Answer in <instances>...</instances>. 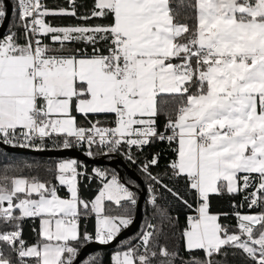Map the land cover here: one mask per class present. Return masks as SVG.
Segmentation results:
<instances>
[{
    "label": "snow or ice",
    "instance_id": "1",
    "mask_svg": "<svg viewBox=\"0 0 264 264\" xmlns=\"http://www.w3.org/2000/svg\"><path fill=\"white\" fill-rule=\"evenodd\" d=\"M14 11L16 30L0 35V144L44 151L52 141L90 158L126 148L136 163L132 149L166 142L172 178L192 193L195 207L153 175L159 153L142 162L161 227L148 223L112 264H227L229 254L264 264V0H15ZM8 13L0 0V27ZM64 19L76 22H54ZM92 173L75 159L55 165L68 198L38 176L0 175V264H77L84 246L108 245L132 225L136 192ZM93 177L101 187L89 202L79 188ZM157 185L194 213L179 237L186 256L159 242L171 218L158 209ZM225 195L243 198L234 227L221 222L229 213L211 211L212 197ZM109 203L122 211L109 214ZM90 213L94 236L81 230ZM26 219L39 220L31 245Z\"/></svg>",
    "mask_w": 264,
    "mask_h": 264
},
{
    "label": "trees",
    "instance_id": "2",
    "mask_svg": "<svg viewBox=\"0 0 264 264\" xmlns=\"http://www.w3.org/2000/svg\"><path fill=\"white\" fill-rule=\"evenodd\" d=\"M12 4V12L8 27L5 34L11 29L16 30L14 25L16 24V13L14 11L15 0H10ZM49 7H58L64 6L65 0H46ZM176 0H173L175 4ZM57 24H70L75 23L76 21L71 19L56 20L54 21ZM165 123V116L161 115L159 118V125L161 131L164 130L163 125ZM174 147V146H173ZM159 153L160 160L159 164L152 168L153 175L159 177V179L167 184L168 187L172 188L174 191H178L181 195H184L190 203L193 202V196L190 190H186L185 181L183 178L176 179L172 178L171 169L168 167L170 162L175 158V153L172 151V148L166 143L156 142L148 147H146L143 153L137 152L135 149H132V154L136 159V163H132L130 160H125L128 166L133 169L137 175L142 179L145 186L149 187V181L146 179L144 173L141 171L142 162H145L146 159H150L152 155ZM101 155H97L99 157ZM60 159L53 158H44V157H32L28 155H16L8 153L0 148V175L8 174L10 176H23V177H32L38 176L41 180L50 181L53 184H57L55 181V165L60 162ZM79 162V161H78ZM80 163V162H79ZM31 165V167H29ZM85 169L87 170L89 176H93L92 170L94 168H100L107 171L110 175L115 174L121 180L122 183H125L131 190L135 191L137 194V201L139 198L138 188L140 187L139 183L134 180L132 177L123 173V177H119V173L111 167H94L84 164ZM58 187V194L62 198H68V192L63 186ZM101 187L100 181L98 178H92L90 180H82L79 188V195L82 199L86 201H91L98 194L99 188ZM157 206L158 209H163L168 216L171 218V223L167 221L164 222L163 232L158 237L161 245H166L170 251L179 250L181 256H186L187 254L183 251L181 242H180V232L187 225V217L194 214L191 209L187 208L181 201L173 197L165 188L157 185ZM150 200V195L148 193L147 199L143 207V219L140 229L131 237L121 241L113 249H101L97 250L86 258H96V264H112L111 257L118 251L122 250L124 246H127L129 243L137 244L139 242L138 237L145 229L148 223H153L159 229L161 227V216L157 209H154L148 201ZM243 203V198L241 195L237 196H213L211 200V211L213 213H223L227 212L229 215L227 217L222 216L221 222L227 225L235 226V218L233 208L234 203ZM107 211L109 214H116L122 210L117 208L115 205L107 204ZM137 207H135L132 212L135 216ZM242 212H258L259 209L253 208L249 210L247 207L239 209ZM23 228V238L27 244H34L39 240L38 230H39V220L33 221L32 219H26L22 225ZM96 228L95 216L94 214H89L87 218H82L81 220V230L86 231L87 233L94 234ZM33 229H36L34 231ZM199 255V254H198ZM227 264H243V257L241 256H232L229 254L227 257Z\"/></svg>",
    "mask_w": 264,
    "mask_h": 264
},
{
    "label": "water",
    "instance_id": "3",
    "mask_svg": "<svg viewBox=\"0 0 264 264\" xmlns=\"http://www.w3.org/2000/svg\"><path fill=\"white\" fill-rule=\"evenodd\" d=\"M9 13L7 19L3 23V27H0V35L5 34L6 29L8 27V23L10 20L11 12H12V4L10 0H5ZM0 148L4 151L16 155H28L32 157H44V158H53V159H75L79 162H82L89 166L94 167H111L119 173V177H123V173L125 172L127 175L136 180L140 187L138 188V203L137 209L134 216V222L128 228L124 229L120 235L117 237L115 241L108 245H100L99 243L92 242L84 246L81 250L80 258L78 259L77 264H79V260H83L89 254L101 250V249H113L115 248L121 241L133 236L141 227L142 219H143V207L144 203L147 199L148 190L142 179L137 175V173L131 169L125 160L119 157L116 154H111L108 156L101 155L99 157L90 158L85 153L76 150V149H59V150H44V151H36L28 148H20V147H12L9 145L0 144Z\"/></svg>",
    "mask_w": 264,
    "mask_h": 264
},
{
    "label": "built area",
    "instance_id": "4",
    "mask_svg": "<svg viewBox=\"0 0 264 264\" xmlns=\"http://www.w3.org/2000/svg\"><path fill=\"white\" fill-rule=\"evenodd\" d=\"M28 149H32V148H28ZM60 148H56L55 146H54V144H53V142L52 141H47L46 142V145H45V150H59ZM70 149H76V150H79V151H81V152H83V153H86V147H72V148H70ZM35 150V149H34ZM113 154H116V155H118L119 157H121V158H123L124 160H128V158H127V155H128V153H127V149L126 148H124V149H122L120 152H118V153H113ZM80 164H82V165H84V163H82V162H80ZM90 234V233H89ZM95 234V233H94ZM94 234H92L93 236H94ZM139 243V242H138ZM142 250V249H141Z\"/></svg>",
    "mask_w": 264,
    "mask_h": 264
},
{
    "label": "rangeland",
    "instance_id": "5",
    "mask_svg": "<svg viewBox=\"0 0 264 264\" xmlns=\"http://www.w3.org/2000/svg\"><path fill=\"white\" fill-rule=\"evenodd\" d=\"M34 150V149H33ZM64 160H69V159H64ZM61 161H63V160H61ZM65 189H66V187H65ZM66 191H67V189H66ZM68 196H69V194H68Z\"/></svg>",
    "mask_w": 264,
    "mask_h": 264
},
{
    "label": "crops",
    "instance_id": "6",
    "mask_svg": "<svg viewBox=\"0 0 264 264\" xmlns=\"http://www.w3.org/2000/svg\"><path fill=\"white\" fill-rule=\"evenodd\" d=\"M65 188V187H64Z\"/></svg>",
    "mask_w": 264,
    "mask_h": 264
}]
</instances>
